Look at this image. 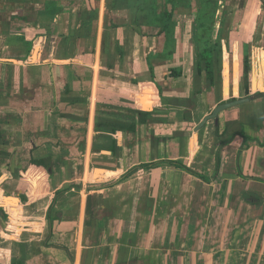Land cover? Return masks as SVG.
Listing matches in <instances>:
<instances>
[{
    "label": "crops",
    "instance_id": "0c3cea01",
    "mask_svg": "<svg viewBox=\"0 0 264 264\" xmlns=\"http://www.w3.org/2000/svg\"><path fill=\"white\" fill-rule=\"evenodd\" d=\"M175 1L0 0V264H264V0Z\"/></svg>",
    "mask_w": 264,
    "mask_h": 264
},
{
    "label": "trees",
    "instance_id": "16d2710c",
    "mask_svg": "<svg viewBox=\"0 0 264 264\" xmlns=\"http://www.w3.org/2000/svg\"><path fill=\"white\" fill-rule=\"evenodd\" d=\"M132 2H135V3H137L138 5V7H137V9H136V14H137V16H139V13H147V15L146 16H144V18L145 19H147V18H150V15H151V18H154L155 20H156V22L158 23V25H160V24H164L163 25V30H161V32H163L167 27H168V22L172 19V17H173V13H174V8L176 7V1L175 0H168V3H170L171 5H172V9H167L166 11H163V12H161V14H158L157 15V11L156 10H154L153 9V6L152 7H149L147 10L144 8V7H142L143 5L141 4V3H143L144 1L148 4V6L150 5V3H153L154 1L156 2V0H131ZM151 8V9H150ZM154 13H155V15H157V16H154ZM149 15V16H148ZM140 17V16H139ZM143 19V18H142ZM144 20V19H143ZM139 21H140V19H137V22L136 23H138L137 24V26H138V29L139 30H143L144 28V26L143 25H140L139 24ZM211 55H210V53L208 52V50L207 49H203V52H202V59H203V61L205 62V65H206V67H207V74H208V78L210 79V80H212L213 79V75H214V73H213V68H212V65H213V60L211 59V57H210ZM245 61H247V59L245 60ZM249 66L248 65H246V68H245V72L247 73V68H248ZM212 82V81H211ZM257 120V119H256ZM255 121V118L253 117L252 119H251V123H255L254 122ZM264 121L263 122H261V123H259V127H260V129H263L264 128Z\"/></svg>",
    "mask_w": 264,
    "mask_h": 264
},
{
    "label": "water",
    "instance_id": "95a60500",
    "mask_svg": "<svg viewBox=\"0 0 264 264\" xmlns=\"http://www.w3.org/2000/svg\"><path fill=\"white\" fill-rule=\"evenodd\" d=\"M251 100V98L249 97H246V98H241V99H236V100H233V101H229V102H225V103H222L220 104L219 106H217L213 112L206 116L204 118V120L201 122V124L199 125V128H201L202 126H204L208 120L210 119H218V115L224 111V110H227V109H230L234 106H237V105H240V104H244L246 102H249Z\"/></svg>",
    "mask_w": 264,
    "mask_h": 264
},
{
    "label": "rangeland",
    "instance_id": "374dc122",
    "mask_svg": "<svg viewBox=\"0 0 264 264\" xmlns=\"http://www.w3.org/2000/svg\"><path fill=\"white\" fill-rule=\"evenodd\" d=\"M205 11H206V15L203 13L202 14V16H201V20L203 21V22H205L207 25H209L210 23H211V21H212V18H211V9L209 10L208 8L207 9H205ZM139 16H143V13L141 12V13H139ZM139 19H142V17H140ZM140 22V21H139ZM141 22H142V20H141ZM145 23V22H144ZM143 28H145V26L143 27ZM212 28L213 27H211L210 26V28L209 27H207V28H204V30H203V33L208 37L204 42H201L200 41V45H201V47H204V46H210V45H213V44H209V38L211 37V34H213L212 33ZM218 45V43L216 42L215 43V45H213V46H217ZM171 46H172V44H171ZM206 49V48H205ZM203 50V49H202ZM239 64V63H238ZM244 134V133H243Z\"/></svg>",
    "mask_w": 264,
    "mask_h": 264
}]
</instances>
